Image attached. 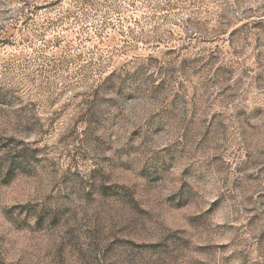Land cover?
Listing matches in <instances>:
<instances>
[{
  "label": "rangeland",
  "instance_id": "374dc122",
  "mask_svg": "<svg viewBox=\"0 0 264 264\" xmlns=\"http://www.w3.org/2000/svg\"><path fill=\"white\" fill-rule=\"evenodd\" d=\"M0 264H264V0H0Z\"/></svg>",
  "mask_w": 264,
  "mask_h": 264
}]
</instances>
